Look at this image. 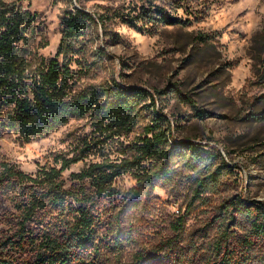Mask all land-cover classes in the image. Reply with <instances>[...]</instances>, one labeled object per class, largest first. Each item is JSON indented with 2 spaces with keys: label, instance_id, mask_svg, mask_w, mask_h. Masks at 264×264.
I'll return each mask as SVG.
<instances>
[{
  "label": "rangeland",
  "instance_id": "rangeland-1",
  "mask_svg": "<svg viewBox=\"0 0 264 264\" xmlns=\"http://www.w3.org/2000/svg\"><path fill=\"white\" fill-rule=\"evenodd\" d=\"M4 1L35 14L32 51L50 58L59 44L64 10L75 6L97 18L139 0ZM144 3L165 7L182 21L133 27L103 17L102 24L91 23L72 42L70 64L74 91L116 81L153 94L154 104L146 101L149 107L141 111L135 128L107 138V130L87 113L28 141L5 132L0 163L34 173L41 165L59 166L61 157L91 144V152L63 172L67 178L92 161L130 155L144 127L159 121L170 132L169 143L188 140L216 158L189 166L177 155L169 166V180L141 189L136 206L130 198L137 180L129 172L116 177V210L125 206L122 222L129 231L121 235V250L108 251L101 261L114 264L119 252L122 261L117 264L130 263L135 252L152 250L166 239L170 257L159 264H203L217 241L242 248L239 241L248 234L249 221L244 211L231 219V199L264 208V0ZM199 110L206 114L198 116ZM217 167L216 178L203 179ZM5 228L0 224V230ZM244 258L248 264H264V239Z\"/></svg>",
  "mask_w": 264,
  "mask_h": 264
},
{
  "label": "trees",
  "instance_id": "trees-1",
  "mask_svg": "<svg viewBox=\"0 0 264 264\" xmlns=\"http://www.w3.org/2000/svg\"><path fill=\"white\" fill-rule=\"evenodd\" d=\"M139 1L97 18L75 6L64 10L57 50L53 57L44 58L32 51L35 14L17 2L0 0V138L10 131L28 141L87 113L107 130V138L131 132L141 111L149 107L146 101L150 99L154 104L153 94L116 81L74 91L70 64L72 42L91 23L102 24L103 17L119 19L133 27L138 23L174 25L182 21L165 7L146 6L144 2L150 0ZM154 114L161 119L159 112ZM205 114V110L197 112L198 116ZM170 140L168 128L154 122L144 127L130 155L115 161H92L81 170L70 172L67 178L63 172L84 159L93 148L91 144H85L70 157H61L59 166L41 165L34 173L1 162L0 224L6 228L0 230V264H105L101 256L121 250V235L129 231L122 222L125 206L116 210V177L129 172L137 180L130 198L131 205L136 206L141 189L169 180V166L177 155L185 157L189 166L216 158L214 152L196 143H169ZM218 168L203 179L216 178ZM229 207L231 219H236L241 211L248 217V234L239 241L242 248L217 241L203 264H248L245 253L256 241L264 239V208L252 207L241 198L231 199ZM169 247L170 240L165 239L152 250L135 252L127 264L164 262L170 257ZM117 254L114 264L122 261Z\"/></svg>",
  "mask_w": 264,
  "mask_h": 264
}]
</instances>
